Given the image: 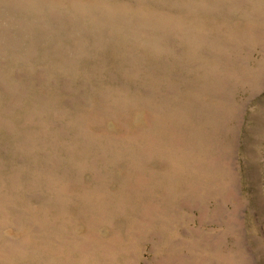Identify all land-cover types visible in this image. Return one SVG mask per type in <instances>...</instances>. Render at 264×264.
Segmentation results:
<instances>
[{
	"label": "rangeland",
	"instance_id": "rangeland-1",
	"mask_svg": "<svg viewBox=\"0 0 264 264\" xmlns=\"http://www.w3.org/2000/svg\"><path fill=\"white\" fill-rule=\"evenodd\" d=\"M0 264H264V0H0Z\"/></svg>",
	"mask_w": 264,
	"mask_h": 264
}]
</instances>
